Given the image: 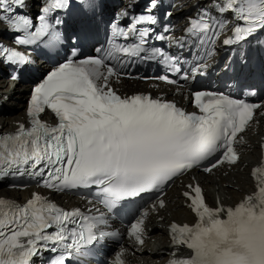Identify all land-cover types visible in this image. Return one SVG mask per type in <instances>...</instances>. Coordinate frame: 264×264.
<instances>
[{
	"label": "snow or ice",
	"instance_id": "obj_1",
	"mask_svg": "<svg viewBox=\"0 0 264 264\" xmlns=\"http://www.w3.org/2000/svg\"><path fill=\"white\" fill-rule=\"evenodd\" d=\"M69 4L70 0H50L38 17L39 26L29 32L30 18L7 15L13 5L22 7L24 0H0V21L11 30H24L25 35L16 41L20 45L47 37L45 43L55 47L64 43V36L48 16ZM97 6L102 7L89 4L93 11ZM155 7L152 0L148 12ZM215 8L225 19L231 11L241 21L223 41L225 45L246 41L257 32L264 35V0H221ZM141 23L155 25L157 18L141 15L127 30L117 28L118 35L127 39L133 33L137 42L115 46L96 57L76 59L90 39L86 26L69 37L80 41L73 47V58L50 71L33 89L28 110L31 126L20 124L14 133H0V178L28 175L57 192L92 188L108 211H123L137 198L159 193L193 168L203 166L205 172H212L224 163H238L234 142L262 105L199 91L194 93L198 115L147 95L121 97L110 87L111 78L122 75L117 54L138 57L147 52L144 46L151 29L137 32L135 25ZM222 31V22L208 9L187 29L201 45L211 44ZM0 53L12 63L30 62L17 51L0 48ZM152 55L164 54L153 49ZM165 63L179 79L188 80L174 57H165ZM158 79L177 83L167 76ZM250 94L256 95L255 91ZM46 109L58 119L55 126L40 119ZM253 177L256 192L235 208L212 209L199 186H188L191 191L184 195L199 222L171 226L174 242L190 250L189 256L173 259L171 264H264V169L256 168ZM159 206H165L162 200ZM103 223L102 217L85 215L80 209L65 210L40 194L23 205L0 198V264H34L33 258L44 250L57 253L51 264H73V253L88 245L94 248L104 238ZM141 233V223L131 225V235L142 245Z\"/></svg>",
	"mask_w": 264,
	"mask_h": 264
},
{
	"label": "bare ground",
	"instance_id": "obj_2",
	"mask_svg": "<svg viewBox=\"0 0 264 264\" xmlns=\"http://www.w3.org/2000/svg\"><path fill=\"white\" fill-rule=\"evenodd\" d=\"M0 86L2 88H5V86L1 83H0ZM10 108L13 110L14 114L12 116L0 117V123H6V125H8V122L10 120L18 119L19 115L21 114L20 106L16 104H12ZM148 226H151V233H152L151 235L152 240L147 241V245L149 246L150 251L147 253L146 251L147 249L144 248V249L139 250L138 254L141 257L154 260L156 257H158L157 250L165 243L164 241L165 237H164L163 229L159 227L157 223L153 222L152 219L148 221Z\"/></svg>",
	"mask_w": 264,
	"mask_h": 264
}]
</instances>
